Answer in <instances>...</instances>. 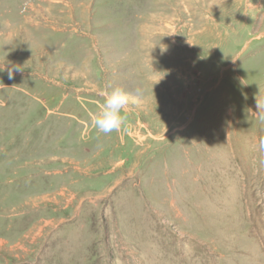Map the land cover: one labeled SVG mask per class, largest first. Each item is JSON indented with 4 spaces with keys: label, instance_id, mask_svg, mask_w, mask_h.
Here are the masks:
<instances>
[{
    "label": "rangeland",
    "instance_id": "1",
    "mask_svg": "<svg viewBox=\"0 0 264 264\" xmlns=\"http://www.w3.org/2000/svg\"><path fill=\"white\" fill-rule=\"evenodd\" d=\"M259 94L264 0H0V264H264Z\"/></svg>",
    "mask_w": 264,
    "mask_h": 264
},
{
    "label": "clouds",
    "instance_id": "2",
    "mask_svg": "<svg viewBox=\"0 0 264 264\" xmlns=\"http://www.w3.org/2000/svg\"><path fill=\"white\" fill-rule=\"evenodd\" d=\"M15 71H21L16 68ZM9 79L13 78V72H8ZM111 89V90H109ZM139 89L135 94L126 92L123 88H112L108 85L105 90L100 92L102 103L98 105L97 111L90 114L91 126L94 130L103 135H111L113 132H119L125 124L126 113L129 109L130 101L134 98L138 101L141 96ZM256 112L253 113L257 121L264 124V95L259 94L255 97ZM257 152L259 163L264 165V132L257 138Z\"/></svg>",
    "mask_w": 264,
    "mask_h": 264
}]
</instances>
